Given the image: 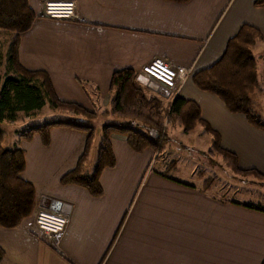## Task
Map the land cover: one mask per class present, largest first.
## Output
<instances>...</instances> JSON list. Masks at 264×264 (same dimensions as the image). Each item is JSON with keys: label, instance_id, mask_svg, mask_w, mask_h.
<instances>
[{"label": "crops", "instance_id": "1", "mask_svg": "<svg viewBox=\"0 0 264 264\" xmlns=\"http://www.w3.org/2000/svg\"><path fill=\"white\" fill-rule=\"evenodd\" d=\"M27 1L35 19L18 36L19 65L28 71H44L58 100L90 112L97 111L95 102L84 95L78 82L96 87L95 101L98 110H103L108 107L110 76L117 70L127 68L138 74L144 64L160 58L189 68L192 75L215 63L242 25L264 36V7L254 6L255 0H189L184 4L72 0L76 21L42 18L45 0ZM253 47L261 56L260 62L254 57L260 90L264 41H256ZM177 95L198 106L202 120L219 135L220 147L235 156L239 169L264 176V131L248 125L243 115L227 112L217 97L197 90L190 77ZM250 107L260 117L252 102ZM170 128L182 133L175 126L168 127L167 135ZM196 129L202 132L199 127L192 132ZM16 131L8 146L13 142L12 146L23 150L20 177L33 186L34 206L17 227L0 228V264H99L106 250L101 264L263 263L264 214L241 207L253 204L250 201L212 195L213 190L223 195L227 189L223 183L215 188L216 179L209 189L204 188L202 180L216 178L214 173L206 177L202 172L200 179L201 171L192 167L179 179L181 170L169 138L164 153L176 161L172 180L149 171L154 158L151 150L134 153L121 136L112 134L109 143L114 165L99 173L102 193L95 198L84 188L59 184L83 152L84 132L54 126L44 145L37 135L18 139ZM205 146L209 147L208 136ZM96 151L91 144L81 165L83 171L89 172ZM38 208L67 212V225L58 238L62 256L35 229L33 215Z\"/></svg>", "mask_w": 264, "mask_h": 264}, {"label": "trees", "instance_id": "2", "mask_svg": "<svg viewBox=\"0 0 264 264\" xmlns=\"http://www.w3.org/2000/svg\"><path fill=\"white\" fill-rule=\"evenodd\" d=\"M184 4L189 0H163ZM254 6L264 7V0H255ZM35 15L27 0H0V228L13 229L29 217L34 206L33 186L23 180V150L17 146H2L4 123L13 124L19 118L27 119L36 115L44 106L63 119L24 127L16 131L18 139L28 140L33 135L40 137L46 145L48 130L60 126L86 133L81 156L75 167L63 174L60 185H76L84 188L92 197L102 193L98 182L99 173L114 165L109 138L112 134L121 136L134 153L145 149L153 152L154 158L148 166L153 174L172 180L176 161L164 153L168 144V127H178L183 134L201 128L209 137L210 155L219 157L223 166L232 174L253 177L264 186V176L255 170H240L232 153L220 147L219 135L202 120L198 106L178 95L164 92L158 94L152 85L139 80L138 74L123 68L113 72L108 85V107L97 114L82 106L60 101L55 96L49 77L44 71H28L17 61L18 36L27 32ZM264 41V36L249 25H242L236 34L227 40L221 57L211 66L190 76L193 86L217 97L227 112L241 114L251 127L264 131V122L251 110V98L258 90L257 62L251 48L256 41ZM88 99L98 96L96 87L86 82H78ZM98 116L112 117L116 122L104 124L100 128V141L92 169L83 171L94 137V129L88 125ZM87 122V123H84ZM201 179L202 172L198 173ZM215 178L202 180L209 189ZM241 207L264 214V207L250 203ZM107 250L100 260L102 263ZM3 252L0 249V259ZM264 264V261L263 263Z\"/></svg>", "mask_w": 264, "mask_h": 264}, {"label": "rangeland", "instance_id": "3", "mask_svg": "<svg viewBox=\"0 0 264 264\" xmlns=\"http://www.w3.org/2000/svg\"><path fill=\"white\" fill-rule=\"evenodd\" d=\"M259 43H257L258 46ZM253 57L260 62V55L256 52V47L251 48ZM260 64V63H258ZM191 76V75H190ZM260 90L251 98L252 107L256 110V113L260 115V119L264 121V79L259 77ZM98 98H92V102H95L97 114L102 113L103 110H98V102L95 100ZM100 102V101H99ZM100 109V108H99ZM66 116L58 115L56 112L51 111L47 106H44L36 115L33 117L23 119L19 118L13 124L4 123L2 125L3 131V146L5 148H12V143L8 146L10 141L14 138V131L21 130L26 126L40 125L43 123L53 122L65 118ZM116 120L112 117H101L98 116L92 122H88V125L92 126L94 129V137L92 140V151L98 148L100 141V128L104 124H110V122ZM84 123H87L84 121ZM175 127V126H174ZM180 129V128H179ZM86 134V133H85ZM199 134V136L197 135ZM168 138L170 139V149L172 150V156L178 161V166L180 168L181 174L179 179L186 177L184 172L189 171L190 168L194 167L197 170L204 173L207 177L216 174V183L214 185L219 186L221 183L227 185V189H223V195L221 191L213 190L210 193L214 196H222L223 199H230L237 202L250 201L254 205L258 204L264 207V186L259 185L258 181L253 177L238 176L232 174L230 171L227 172L225 166L221 165V160L219 157L210 155V145H207V136L196 129L194 132L187 135L178 133L175 129L170 128L168 130ZM207 148V149H206ZM208 150V151H207ZM208 152V153H207ZM96 157V152L94 153L91 164L89 165L90 171L94 165ZM88 165V164H87ZM224 168V169H221ZM238 168V167H237ZM241 170V169H240ZM214 178V177H209ZM192 183V182H191ZM197 185V183H195ZM56 211V210H55ZM31 215V214H30ZM35 226V225H34ZM50 248V247H49ZM51 249V248H50ZM52 250V249H51Z\"/></svg>", "mask_w": 264, "mask_h": 264}, {"label": "built area", "instance_id": "4", "mask_svg": "<svg viewBox=\"0 0 264 264\" xmlns=\"http://www.w3.org/2000/svg\"><path fill=\"white\" fill-rule=\"evenodd\" d=\"M41 17L49 20L76 21L75 4L72 0H45ZM191 75L189 68L172 65L160 58H153L138 71V76L165 93L177 95L184 81ZM68 222L66 214L51 208H38L33 215L35 229L55 254L62 256L58 238Z\"/></svg>", "mask_w": 264, "mask_h": 264}, {"label": "water", "instance_id": "5", "mask_svg": "<svg viewBox=\"0 0 264 264\" xmlns=\"http://www.w3.org/2000/svg\"><path fill=\"white\" fill-rule=\"evenodd\" d=\"M139 80L143 81V78H140ZM150 85H152V84H150ZM152 86H154V87H152L153 90H158V91H157L158 94H161V91L164 92L163 90L157 88L155 85H152ZM164 93H165V92H164ZM62 213H63V214H66L67 212H66V213L62 212Z\"/></svg>", "mask_w": 264, "mask_h": 264}]
</instances>
